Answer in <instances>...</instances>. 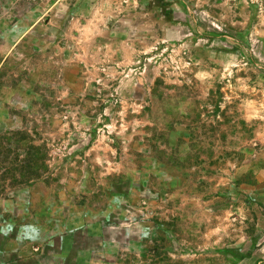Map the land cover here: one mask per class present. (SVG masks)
I'll use <instances>...</instances> for the list:
<instances>
[{
	"label": "rangeland",
	"instance_id": "obj_1",
	"mask_svg": "<svg viewBox=\"0 0 264 264\" xmlns=\"http://www.w3.org/2000/svg\"><path fill=\"white\" fill-rule=\"evenodd\" d=\"M0 264H264V0H0Z\"/></svg>",
	"mask_w": 264,
	"mask_h": 264
}]
</instances>
